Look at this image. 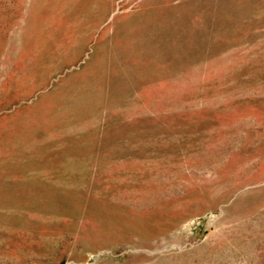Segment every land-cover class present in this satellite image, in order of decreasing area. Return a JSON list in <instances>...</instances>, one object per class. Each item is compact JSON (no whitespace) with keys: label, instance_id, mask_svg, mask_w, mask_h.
Segmentation results:
<instances>
[{"label":"rangeland","instance_id":"374dc122","mask_svg":"<svg viewBox=\"0 0 264 264\" xmlns=\"http://www.w3.org/2000/svg\"><path fill=\"white\" fill-rule=\"evenodd\" d=\"M0 264H264V0H0Z\"/></svg>","mask_w":264,"mask_h":264},{"label":"bare ground","instance_id":"6f19581e","mask_svg":"<svg viewBox=\"0 0 264 264\" xmlns=\"http://www.w3.org/2000/svg\"><path fill=\"white\" fill-rule=\"evenodd\" d=\"M99 61H100V60H99ZM93 69H94V68H93ZM95 69H96V68H95ZM88 72H90V71H88ZM85 74H86V73H85ZM85 74H84V75H85ZM86 75H87V74H86ZM78 84H79V83H78Z\"/></svg>","mask_w":264,"mask_h":264}]
</instances>
